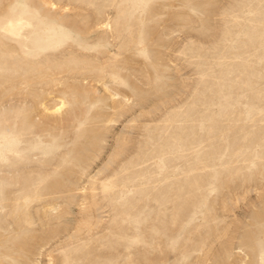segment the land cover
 <instances>
[{
  "label": "rangeland",
  "instance_id": "rangeland-1",
  "mask_svg": "<svg viewBox=\"0 0 264 264\" xmlns=\"http://www.w3.org/2000/svg\"><path fill=\"white\" fill-rule=\"evenodd\" d=\"M0 264H264V0H0Z\"/></svg>",
  "mask_w": 264,
  "mask_h": 264
},
{
  "label": "bare ground",
  "instance_id": "bare-ground-1",
  "mask_svg": "<svg viewBox=\"0 0 264 264\" xmlns=\"http://www.w3.org/2000/svg\"><path fill=\"white\" fill-rule=\"evenodd\" d=\"M22 26V24L17 23L15 21H9L4 25L5 31L11 33V34H17L19 31V28ZM111 186L110 185H105V189H109ZM105 191V190H104ZM108 191V190H107Z\"/></svg>",
  "mask_w": 264,
  "mask_h": 264
}]
</instances>
